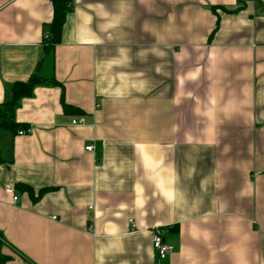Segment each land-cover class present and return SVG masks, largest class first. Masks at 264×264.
Returning <instances> with one entry per match:
<instances>
[{
    "label": "crops",
    "instance_id": "crops-1",
    "mask_svg": "<svg viewBox=\"0 0 264 264\" xmlns=\"http://www.w3.org/2000/svg\"><path fill=\"white\" fill-rule=\"evenodd\" d=\"M65 1L60 42L45 52L51 0H0V110L15 83L36 71L47 83L13 113L28 134L0 129L6 264H189L183 249L233 264L221 251L236 242L233 221L248 264H264V0ZM141 147L171 166L179 202L148 178ZM109 224L120 250L98 259ZM193 227L211 238L194 240ZM155 228L174 248L163 261Z\"/></svg>",
    "mask_w": 264,
    "mask_h": 264
},
{
    "label": "clouds",
    "instance_id": "clouds-1",
    "mask_svg": "<svg viewBox=\"0 0 264 264\" xmlns=\"http://www.w3.org/2000/svg\"><path fill=\"white\" fill-rule=\"evenodd\" d=\"M101 15H105L103 12L100 13ZM87 17V16H86ZM89 20V17H87ZM122 19L121 16L113 17L111 23L105 25L106 28H112L115 27L120 23V20ZM94 43H99L98 40H93ZM123 55V52L121 53ZM122 60H114L112 61L113 64H119L123 63ZM191 78H195L192 76ZM124 79L123 77L121 78ZM142 87V85H141ZM119 90L117 91L116 95H119ZM211 104L213 105L212 108L209 109L208 112L205 113L206 116L210 120L213 121V124L215 121V105L217 103L216 99H212ZM226 115L229 114L232 111H235L234 106L230 102L228 105H226L223 109H221ZM207 135L209 137L208 143H213V136H214V130L212 127H209L207 129ZM146 154L142 155L143 158V164L146 169V171L152 173L148 178L156 183L157 188L160 190L161 194L165 197V199L169 202H179L180 201V193L173 190L172 185L175 181V176L172 171L171 166L165 168L162 167L164 159L163 155L157 156L155 159H148L146 158ZM164 177V178H162ZM101 180L106 179L105 177H101ZM140 189L137 187V192L139 193ZM229 233L236 237V242L232 245L226 246V248H222L221 251H226L227 249H231L230 255L233 258V264H248L246 259V244L248 241V237L246 235L240 234V229L238 227V224L236 221H233L232 225L228 229ZM105 232L113 237V239L109 240L108 246L104 247L101 245L99 251L97 252V258L101 259L103 255L107 252H110L112 250L119 251L120 250V237L117 235L118 229L114 225H107L105 228ZM192 238L194 240H199L201 237L205 242H207L211 237L208 232H200L198 229L193 227L191 232ZM181 257L188 261L189 264H199V261L194 259V252L191 249H183L181 251ZM213 256H215V253H213ZM210 264H215V260L210 261Z\"/></svg>",
    "mask_w": 264,
    "mask_h": 264
},
{
    "label": "trees",
    "instance_id": "trees-1",
    "mask_svg": "<svg viewBox=\"0 0 264 264\" xmlns=\"http://www.w3.org/2000/svg\"><path fill=\"white\" fill-rule=\"evenodd\" d=\"M53 7V17L51 22L47 25V37L44 39L45 46L43 50L52 49L55 45L59 44L61 33L67 13L70 11V6L65 0H51ZM47 84L39 76L37 71L30 76L26 82L15 83L12 87V97L10 101L5 103L0 110V129H7L14 132L23 131L13 121V113L22 98L31 95L32 90L39 85ZM54 85V82L50 83ZM64 111H68L71 107L62 104ZM20 129V130H19ZM46 190L42 191L45 192ZM1 239H0V264H6V256L1 253Z\"/></svg>",
    "mask_w": 264,
    "mask_h": 264
},
{
    "label": "built area",
    "instance_id": "built-area-1",
    "mask_svg": "<svg viewBox=\"0 0 264 264\" xmlns=\"http://www.w3.org/2000/svg\"><path fill=\"white\" fill-rule=\"evenodd\" d=\"M72 125H78L81 126L84 124V121L82 119H78V120H72ZM30 132V130H23V131H19L18 134L19 135H24V134H28ZM94 147L93 146H88L85 148V151H93ZM4 190L8 193H11L13 191V188L10 184H5L4 185ZM17 200L16 197L12 198L13 203H15ZM152 247L154 249V252L156 254L157 260L158 261H163L164 259L167 258V256L169 254H171L174 250L173 246L166 244L162 238V234H161V230L158 228H155L153 231V235H152Z\"/></svg>",
    "mask_w": 264,
    "mask_h": 264
},
{
    "label": "snow or ice",
    "instance_id": "snow-or-ice-1",
    "mask_svg": "<svg viewBox=\"0 0 264 264\" xmlns=\"http://www.w3.org/2000/svg\"><path fill=\"white\" fill-rule=\"evenodd\" d=\"M20 6L26 7L27 5H20ZM84 23H85V25H87V23H88V19L86 16L84 17ZM85 31H86V29H85ZM139 151L141 152L142 155L145 154V149L143 147L139 148ZM146 158L150 159V157L148 155L146 156ZM137 203H140V201H138Z\"/></svg>",
    "mask_w": 264,
    "mask_h": 264
}]
</instances>
